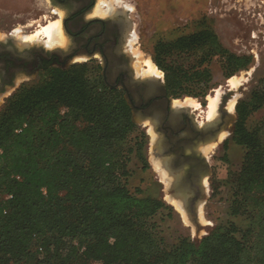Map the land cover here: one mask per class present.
<instances>
[{
    "label": "trees",
    "instance_id": "trees-1",
    "mask_svg": "<svg viewBox=\"0 0 264 264\" xmlns=\"http://www.w3.org/2000/svg\"><path fill=\"white\" fill-rule=\"evenodd\" d=\"M198 52L193 66L173 60ZM155 54L174 97L206 92L212 58L227 78L251 64L208 30L161 42ZM93 74L86 64L48 70L0 112V264H30L35 254L36 264H264V122L248 127L264 108V85L238 103L233 132L246 153L231 214L246 217L247 227L221 224L200 242L168 247L155 218L172 209L129 186L130 109Z\"/></svg>",
    "mask_w": 264,
    "mask_h": 264
},
{
    "label": "rangeland",
    "instance_id": "rangeland-1",
    "mask_svg": "<svg viewBox=\"0 0 264 264\" xmlns=\"http://www.w3.org/2000/svg\"><path fill=\"white\" fill-rule=\"evenodd\" d=\"M132 6L135 8V11L131 12L135 23L134 34L139 37L138 43L134 44L133 49L131 47L132 53L138 49L145 58H151L154 61L159 43H172L182 37L208 30L216 34L223 49L251 60L246 70L234 75L238 77L244 75L247 78L235 90L228 86L230 77L227 78L222 61L219 58L208 60L205 66H208L212 73V81L206 92L202 93L198 90L196 91L198 95L195 93L196 97L193 95L172 96L175 100L192 97L206 108L208 97L215 94L217 89H221L220 108L230 112L228 110L230 100L237 97V107L238 103L249 101L253 92L264 85V0H133ZM50 11L48 0H0V38L8 36V32L16 34L17 30H21V34H16V40L23 35L33 34V31L40 29L39 25L47 26L54 21L49 17ZM43 41L44 39H41L39 43L29 44V49L43 50ZM18 44L16 45L19 46ZM201 58L202 53L198 52L190 56H174L173 60L189 67L200 63ZM135 61L137 66L136 56ZM160 71L163 72L161 81L165 82V72L161 69ZM138 72L142 73L139 69ZM35 85L37 84L28 83L24 86ZM15 94L13 90L6 93V98H3L5 102L0 101V112L6 108L8 101ZM187 108L192 110L190 107ZM231 113L233 117L229 119L226 116V119L227 123L233 124L238 120L236 108ZM201 116L205 118L204 113H201ZM262 122H264V108L252 114L248 120V127L255 129ZM151 130L150 128V133H152ZM152 137L153 134L149 136L143 128L137 126L130 137L128 146L132 151L128 156V170L131 174L129 186L135 192L137 189L142 190L143 196L165 202L172 209L171 214H169L170 211H165L155 218L168 247L176 245L181 238L200 242L221 224L233 222L241 229L247 227L246 217H233L231 214V205L237 187V174L246 153L243 147L233 141V134L226 138L214 152L207 153L210 155L211 172L207 176L209 187L208 196L205 199V216L210 225H204L207 227L200 234L193 233L192 229L185 225L181 215L165 200L166 192H163L165 182L161 178L163 182L161 183L157 167L154 166L155 159L151 158L155 150L154 137L151 139ZM151 140L153 146H150ZM39 258H42V255L35 254L30 258L29 263L36 264Z\"/></svg>",
    "mask_w": 264,
    "mask_h": 264
},
{
    "label": "flooded vegetation",
    "instance_id": "flooded-vegetation-1",
    "mask_svg": "<svg viewBox=\"0 0 264 264\" xmlns=\"http://www.w3.org/2000/svg\"><path fill=\"white\" fill-rule=\"evenodd\" d=\"M48 1L49 17L61 22L64 41L50 47L44 40L43 50L31 51L29 44L33 42L16 40L14 31L0 38V101L5 102L3 98L11 90L16 93L28 83L43 82L48 70L67 71L86 64L104 92L125 101L137 127L149 136L152 129L157 146L151 158L166 163L169 174L188 187L186 192L199 193L211 172L205 147L214 142L218 132L209 123L220 119L225 131L230 135L234 132L236 121L227 123V109L220 108L217 120L210 121L201 116L203 112L176 106L161 78L138 72L130 44L135 33L133 0ZM157 173L163 183L161 172ZM163 185V192H168ZM169 192L175 194L178 189L171 188Z\"/></svg>",
    "mask_w": 264,
    "mask_h": 264
},
{
    "label": "bare ground",
    "instance_id": "bare-ground-1",
    "mask_svg": "<svg viewBox=\"0 0 264 264\" xmlns=\"http://www.w3.org/2000/svg\"><path fill=\"white\" fill-rule=\"evenodd\" d=\"M20 32L21 30H17L16 34H21ZM23 36H21L20 39L25 40L27 43L28 42L34 43V42H38L41 39L42 40L46 39L47 44L50 47L61 45L62 42L64 41L60 21H52L47 26H40V29H37L35 33L29 36H24V37ZM138 39H139L138 35L134 34L133 39L131 40L132 49H133L134 44L138 43ZM134 52H135V56L138 58L137 67L144 76L157 77V78L162 77L163 72L160 71L158 66L155 64V62L151 58H145L144 54L138 49L135 50ZM143 68L144 70H142ZM246 80L247 78L244 75H242L241 77L233 76L229 79L228 86L235 90L242 85L243 81H246ZM214 93L215 94L210 95L208 97V105L206 108H204L200 102H198L192 97H187L184 100H175L174 104L176 106H185V107L194 108L197 111L203 112L206 116V119L210 121H214V120H217L219 116V109H220L221 98H222V90L217 89ZM236 98L237 97L233 98L232 100L228 102V110L230 112H234L236 108V103H237ZM151 132L153 134V137L155 138V134L153 133L152 130ZM229 136H230V132H227V131L222 132L221 135L219 136V140H216L213 143L210 142L211 144L205 147V153L214 152V150L218 149V147L222 144V142L226 140V138H228ZM155 139H154V142H155ZM156 146L157 145H155V147ZM154 163L157 167L158 172L159 173L161 172V177L163 179V182H165L166 188L168 189V192H166L165 200H167V202L181 215L185 225L191 228L193 233L200 234L204 228L200 232H198L197 227L191 224L187 215L184 212V209L179 204L180 195L183 196L189 193L185 191L186 189H188V187L184 183L180 184L181 181H178L176 178H174L173 176L169 174L168 172L169 168L167 167L166 163L164 162L161 163L160 161H157L156 159L154 160ZM204 185L205 187L207 186V190H208L209 186H208V181L206 178L204 180ZM171 188L178 189V192L175 194H171V192H169ZM205 202L206 201L202 202V204L200 205V210H199V213H200L199 221L202 224V226L210 225L209 221L206 219V216H205ZM204 227H207V226H204Z\"/></svg>",
    "mask_w": 264,
    "mask_h": 264
},
{
    "label": "water",
    "instance_id": "water-1",
    "mask_svg": "<svg viewBox=\"0 0 264 264\" xmlns=\"http://www.w3.org/2000/svg\"><path fill=\"white\" fill-rule=\"evenodd\" d=\"M226 115L228 116L229 119H231L233 117V113H230V112H228V113L226 112ZM221 124H222V122L220 119H218L217 121L209 123V127H213L214 130L218 131L216 133L214 141L219 140V136L221 135V133L226 130V128H224V125L221 126ZM231 134H233V132H231ZM202 183H204V181ZM207 196H208L207 186L205 187V185H203V184H202V187H201V190L199 193L193 191V192L187 193L183 196L180 195V203L179 204L184 209V212L187 215L191 224H193L197 227L198 232H200L203 228H205L204 226H202V224L199 221L200 220L199 219L200 218L199 210H200V205L202 204L203 201H205Z\"/></svg>",
    "mask_w": 264,
    "mask_h": 264
},
{
    "label": "built area",
    "instance_id": "built-area-1",
    "mask_svg": "<svg viewBox=\"0 0 264 264\" xmlns=\"http://www.w3.org/2000/svg\"><path fill=\"white\" fill-rule=\"evenodd\" d=\"M93 264H100V263H93Z\"/></svg>",
    "mask_w": 264,
    "mask_h": 264
}]
</instances>
